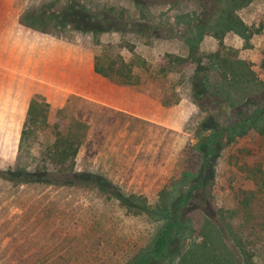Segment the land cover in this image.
<instances>
[{
  "label": "rangeland",
  "instance_id": "rangeland-1",
  "mask_svg": "<svg viewBox=\"0 0 264 264\" xmlns=\"http://www.w3.org/2000/svg\"><path fill=\"white\" fill-rule=\"evenodd\" d=\"M69 6L84 8L83 17L93 16L102 31L94 36L71 27L62 14ZM46 7L58 17L40 14ZM215 7L216 0H0V264H135L146 252L148 264H174L188 239L168 240L167 254L157 260L164 221L132 199L154 204L196 153L198 138L235 118L213 72L209 90L195 88V101L192 65L158 73L166 53L187 55ZM236 12L254 32L246 41L228 33L225 46L249 58L263 79L258 64L264 0ZM38 18L45 25L26 26ZM124 42L148 64L133 69L141 83L124 84L93 71L101 44ZM199 48L217 50V40L203 34ZM25 93L42 95L50 103L49 120L63 118L82 137L72 171L50 166L36 181L21 184L1 174L17 165ZM255 166L264 169V139L250 133L225 143L221 156L203 169L206 186L192 200L204 206L212 191L218 205L234 207L238 188H256L249 171ZM254 197L236 222L255 261L264 264V191Z\"/></svg>",
  "mask_w": 264,
  "mask_h": 264
},
{
  "label": "trees",
  "instance_id": "trees-1",
  "mask_svg": "<svg viewBox=\"0 0 264 264\" xmlns=\"http://www.w3.org/2000/svg\"><path fill=\"white\" fill-rule=\"evenodd\" d=\"M252 1L216 0V7L208 14V21L199 25L200 34L189 42L187 55L166 53L159 63L158 73L161 75L185 71L193 66L189 79L194 101L197 97L194 92L196 87L199 88L197 91L209 90V75L213 72L224 102L234 106L232 114L234 113L235 118L223 128L211 130L209 134L198 138L192 146L196 153L187 157L180 176L170 180L159 191V199L154 204H146L144 199H132L144 207L148 215L164 221L157 260H162L167 254L168 240L177 236L182 240L188 239V242L178 249L174 264H257L255 252L245 240L236 220L240 211L251 205L256 191H264V169L261 166L249 169L250 179L256 188H238L242 193L237 194L234 207L218 205L212 191L208 192L210 201L205 202L204 206L201 204L202 207L196 206L192 200L193 192L204 191L206 186L207 178L203 169L213 159L221 156L225 143H231L250 133L264 139V78L258 77L249 58H240L235 50L226 47L223 42L228 32L237 34L244 41L253 34L252 26L245 23L236 12ZM77 10L78 12L71 6L66 8L62 13H66V23L78 30L87 29L94 36L102 31L91 22L93 16L83 17V13L87 12L84 8L79 7ZM38 11L52 18L59 15L49 7ZM100 16L103 18L99 13ZM31 22H26V26L31 28L33 23L45 25L39 18ZM206 33L217 40V50L207 53L200 50L199 43ZM134 67L146 69L148 64L134 52V47L129 42L116 46L112 43L101 44L99 53L93 57L95 73L124 84L143 81L142 76L134 73ZM258 67L264 76V53L259 56ZM50 108V103L42 95L36 93L31 96L19 131L15 160L17 165L8 168L1 176L22 184L36 181L50 166L59 173L73 170L81 144V129L72 127L60 117H54L50 121ZM224 138L226 142L223 141ZM18 163L28 170L18 166ZM51 180L58 181L53 178ZM176 189L177 195L174 194ZM147 254L140 253L133 261L135 264H148L145 259Z\"/></svg>",
  "mask_w": 264,
  "mask_h": 264
},
{
  "label": "crops",
  "instance_id": "crops-1",
  "mask_svg": "<svg viewBox=\"0 0 264 264\" xmlns=\"http://www.w3.org/2000/svg\"><path fill=\"white\" fill-rule=\"evenodd\" d=\"M240 17H241V19L245 22V23H247L248 24V22L243 18V16L239 13L238 14ZM250 24V23H249ZM228 33H232L231 34V36H235L236 38H238V39H240L241 40V37L240 36H238L237 34H235V33H233V32H228ZM228 33H226V34H228ZM226 34H225V36H226ZM211 37H213L212 35H210ZM225 36H224V38H225ZM214 38V37H213ZM224 38H223V40H224ZM215 39V38H214ZM224 42V41H223ZM22 98L24 99L23 100V103H24V109H23V112H24V117H25V113H26V108H27V105H28V101H29V98H30V96L29 95H27L26 93L25 94H23V96H22ZM22 125V124H21ZM20 128H21V126H20Z\"/></svg>",
  "mask_w": 264,
  "mask_h": 264
}]
</instances>
